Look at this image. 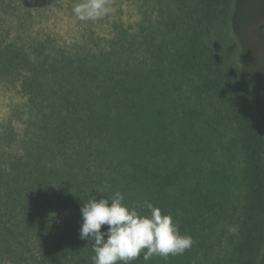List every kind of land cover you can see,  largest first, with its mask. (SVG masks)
<instances>
[{
  "label": "trees",
  "instance_id": "16d2710c",
  "mask_svg": "<svg viewBox=\"0 0 264 264\" xmlns=\"http://www.w3.org/2000/svg\"><path fill=\"white\" fill-rule=\"evenodd\" d=\"M160 2L99 51L34 35L30 7L15 37L0 25V80L22 96L0 128V264H92L81 207L116 192L194 241L130 264L259 263L264 124L218 33L231 0Z\"/></svg>",
  "mask_w": 264,
  "mask_h": 264
},
{
  "label": "rangeland",
  "instance_id": "374dc122",
  "mask_svg": "<svg viewBox=\"0 0 264 264\" xmlns=\"http://www.w3.org/2000/svg\"><path fill=\"white\" fill-rule=\"evenodd\" d=\"M79 2L0 0V17L3 18L0 25L11 31L17 30L14 21L19 13L17 7H30L34 13L37 10L38 14L43 13L34 24V35L50 36L61 45L74 41L91 45L92 41H96L99 46L95 49L99 51L97 48L108 47V42L116 37V22L135 32L136 24L145 16L146 10L157 20L162 5L160 0H109L111 12L108 15L85 22L77 20L72 13V8ZM17 33H11V37ZM218 33L225 48L232 50L237 80L250 88L256 112L264 124V0H231L228 17L221 20ZM21 100L22 96L13 85L0 80V128L11 120L12 109ZM12 121L19 124L17 119L12 118ZM9 149L12 153L20 149V144L9 146ZM258 264H264V246Z\"/></svg>",
  "mask_w": 264,
  "mask_h": 264
},
{
  "label": "clouds",
  "instance_id": "9594fccd",
  "mask_svg": "<svg viewBox=\"0 0 264 264\" xmlns=\"http://www.w3.org/2000/svg\"><path fill=\"white\" fill-rule=\"evenodd\" d=\"M111 12L109 0H80L72 8L79 21H96ZM149 214L124 203V195L116 192L111 198L97 200L94 196L81 207L80 239L91 241L92 264H130L153 256L167 258L183 255L194 243L192 237L181 234L171 215L145 201ZM107 226L102 231V226Z\"/></svg>",
  "mask_w": 264,
  "mask_h": 264
}]
</instances>
